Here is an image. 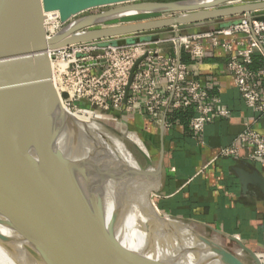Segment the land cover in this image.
Returning a JSON list of instances; mask_svg holds the SVG:
<instances>
[{
    "label": "water",
    "instance_id": "95a60500",
    "mask_svg": "<svg viewBox=\"0 0 264 264\" xmlns=\"http://www.w3.org/2000/svg\"><path fill=\"white\" fill-rule=\"evenodd\" d=\"M96 9L103 10L66 23ZM48 12H57L66 23L52 37L44 29ZM242 15L264 21V0H0V214L33 248L40 264H161L133 253L113 234V222L123 206L105 222L103 194L109 185L123 181L126 169L98 145H86L52 83L49 52L108 39L125 45L119 38L130 35L168 39L195 26ZM133 17L153 19L120 23ZM141 60L130 72L125 96ZM59 135L72 160L54 148ZM129 143L143 157L142 165L132 154L139 170L152 166ZM234 171L243 188L256 186L264 199V178L258 172ZM128 173L133 174L129 169ZM159 182L160 166L151 184L153 194ZM210 232L223 239L218 231ZM189 234L219 264H245L223 244ZM226 240L260 264L255 252L241 241Z\"/></svg>",
    "mask_w": 264,
    "mask_h": 264
},
{
    "label": "crops",
    "instance_id": "0c3cea01",
    "mask_svg": "<svg viewBox=\"0 0 264 264\" xmlns=\"http://www.w3.org/2000/svg\"><path fill=\"white\" fill-rule=\"evenodd\" d=\"M232 21L207 23L181 33H206ZM121 39L126 44L136 39L161 41L157 44L161 53L184 64L191 79L206 90V104L217 100L228 111L227 116H215L200 134H194L189 127L190 119L196 115L194 107L174 110L166 91L168 83L161 77L157 80L158 90L167 105L158 112L146 113L140 97L129 112L122 105L119 110L101 113L134 132L146 151L142 153L152 166H160L159 187L153 195L156 209L162 215L191 220L209 231H218L223 235L222 240L234 237L257 255H264L257 253H264V199L256 186L248 184L243 188L234 171L239 169L249 174L256 171L264 178V160L249 161L246 157L250 150L243 147L239 149V157H217L221 149L230 146L242 133L246 124L264 137V114L251 110L243 102L226 69L228 55L220 49L206 48L204 58L195 60L185 51L176 50L166 39L153 41L145 35ZM263 66L264 55L255 54L249 69L255 72ZM255 82L263 87L261 80Z\"/></svg>",
    "mask_w": 264,
    "mask_h": 264
},
{
    "label": "built area",
    "instance_id": "2783aa9c",
    "mask_svg": "<svg viewBox=\"0 0 264 264\" xmlns=\"http://www.w3.org/2000/svg\"><path fill=\"white\" fill-rule=\"evenodd\" d=\"M51 22L55 31L49 30ZM66 23L61 22L56 14L45 26L46 36L52 37ZM132 36L136 35L126 37ZM115 40L117 39L75 44L49 52L59 95H67L62 101L72 113L87 114V117L95 120L101 113L119 110L122 105L129 112L138 98L142 97L144 111L154 114L167 105L158 90L157 80L162 77L168 83L166 91L172 98L170 105L174 110L194 107L196 115L189 122L194 134H200L215 116L228 115L219 101L206 104V90L191 79L184 64L161 53L157 47L161 41L118 45ZM165 41L171 42L176 50L185 51L195 60L204 58L206 48L220 49L227 54L226 69L243 102L251 110L264 114V66L255 72L249 69L255 54L264 55V21L242 15L214 31L180 33ZM139 59L142 60L132 74L128 94L125 96L130 72ZM256 79L262 81L263 87L255 82ZM242 147L250 150L246 157L249 161L264 160V137L249 124L245 125V129L230 146L218 152L217 157H239V149Z\"/></svg>",
    "mask_w": 264,
    "mask_h": 264
},
{
    "label": "bare ground",
    "instance_id": "6f19581e",
    "mask_svg": "<svg viewBox=\"0 0 264 264\" xmlns=\"http://www.w3.org/2000/svg\"><path fill=\"white\" fill-rule=\"evenodd\" d=\"M56 14L58 15L57 12L44 13V29L47 22L52 20ZM51 24L49 30L52 29ZM50 66L52 83L60 98V103L82 132L86 145L88 147L94 144L98 145L127 171L124 172L126 177L123 181L109 185L102 198L106 223L110 220L113 212L117 211L116 208L120 205L123 206L120 217L115 219L112 225V232L119 242L133 253L161 264H219L212 253L204 250L202 246L192 240L189 231L209 240L214 245L222 246L219 237L199 228L192 222L163 218L153 206L151 200L153 193L150 189L156 176V167L148 166L139 170L140 165L124 141L133 143L146 154L137 136L131 130L105 116H98L92 120L89 117L72 113L59 95L51 61ZM101 122L112 125L116 135L103 131L102 126L99 125ZM54 148L67 159H73L62 135H59L55 140ZM87 152L89 151H85L84 154ZM128 169L133 174L128 173ZM231 252L245 264H255L240 247L233 246ZM37 259L38 255L33 248L11 227L7 218L0 214V264H40ZM261 259L264 264V255H261ZM258 261L261 264L259 259Z\"/></svg>",
    "mask_w": 264,
    "mask_h": 264
},
{
    "label": "rangeland",
    "instance_id": "374dc122",
    "mask_svg": "<svg viewBox=\"0 0 264 264\" xmlns=\"http://www.w3.org/2000/svg\"><path fill=\"white\" fill-rule=\"evenodd\" d=\"M153 1H174V0H153ZM253 1H263V0H253ZM101 10H103V9H96V10H92V11H89V12H86V13H84V14H81V15H79V16H77V17H75L74 19H76V18H78V17H81V16H83V15H87V14H92V13H97V12H100ZM148 17H133V18H129V19H126V20H124V21H121L120 23H126V22H132V21H141V20H146ZM237 18V17H236ZM236 18H233V20H235ZM73 19V20H74ZM69 23V22H68ZM52 29H50V31H55V26H54V24H51V26H50ZM80 116H83V117H87L88 115L86 114V115H80ZM99 125H101L102 126V130L103 131H105V132H108V133H110V134H115L116 135V131H114L113 129H112V125H107V124H105V123H99ZM121 126V125H120ZM125 128V127H124ZM125 141V143L127 144V146H128V148H129V150H130V152L140 161V163L143 165L144 164V162H143V159H142V157H141V155L139 154V152L134 148V146H132L128 141H126V140H124ZM154 195V194H153ZM153 195H152V197H151V200H152V203H153ZM153 206L155 207V205H154V203H153ZM155 209H156V207H155ZM157 210V209H156ZM157 212L159 213V215L161 216V217H163V215L157 210ZM168 219H171V218H168ZM192 223H194V224H196L199 228H201V229H204V230H206V231H209V230H207L206 228H204L203 226H201V225H199L198 223H196V222H192ZM210 232V231H209ZM222 241V244H223V246L225 247V248H228V249H230L231 250V248L233 247V245L231 244V243H228L227 241H225V240H221ZM257 253H261V254H264L263 252H257ZM257 258L261 261V264H262V259H261V256H259V255H257ZM263 263H264V260H263Z\"/></svg>",
    "mask_w": 264,
    "mask_h": 264
}]
</instances>
